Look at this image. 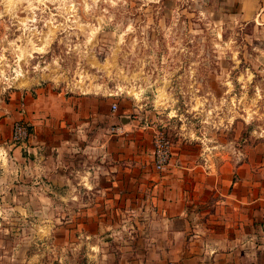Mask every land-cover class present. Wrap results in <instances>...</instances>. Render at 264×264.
Returning <instances> with one entry per match:
<instances>
[{"label": "rangeland", "instance_id": "1", "mask_svg": "<svg viewBox=\"0 0 264 264\" xmlns=\"http://www.w3.org/2000/svg\"><path fill=\"white\" fill-rule=\"evenodd\" d=\"M44 92L105 101V118L30 154L3 119ZM158 132L169 166L264 150V0H0V264L130 259L127 169L151 166ZM136 142L143 158L120 156Z\"/></svg>", "mask_w": 264, "mask_h": 264}, {"label": "crops", "instance_id": "2", "mask_svg": "<svg viewBox=\"0 0 264 264\" xmlns=\"http://www.w3.org/2000/svg\"><path fill=\"white\" fill-rule=\"evenodd\" d=\"M103 103L62 92L26 96L23 112L3 119V131L11 134L14 120H24L34 130L25 145L30 154L53 139L65 146L70 132L105 118ZM131 148L126 144L120 156L128 158L130 151L132 158H143L138 143ZM127 170L126 184L140 193L128 196L136 210L124 216L137 227L119 243L122 252L133 253L120 264H264V150L258 145L217 164L207 159L198 165L173 163L161 173L152 151L151 166L136 164ZM113 178L106 193L120 184ZM82 184L91 190V184ZM93 210L88 209L89 220L98 218L91 216Z\"/></svg>", "mask_w": 264, "mask_h": 264}, {"label": "built area", "instance_id": "3", "mask_svg": "<svg viewBox=\"0 0 264 264\" xmlns=\"http://www.w3.org/2000/svg\"><path fill=\"white\" fill-rule=\"evenodd\" d=\"M117 106L113 105V110H116ZM31 137L29 126L26 122L17 121L14 123L11 131L12 142L25 146ZM173 156V144L170 138L164 133L158 132L154 139V166L157 172L161 173L169 166L171 157Z\"/></svg>", "mask_w": 264, "mask_h": 264}, {"label": "trees", "instance_id": "4", "mask_svg": "<svg viewBox=\"0 0 264 264\" xmlns=\"http://www.w3.org/2000/svg\"><path fill=\"white\" fill-rule=\"evenodd\" d=\"M30 133H31V130H30Z\"/></svg>", "mask_w": 264, "mask_h": 264}]
</instances>
